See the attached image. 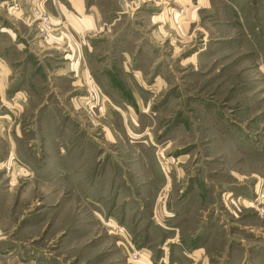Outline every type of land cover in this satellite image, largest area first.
Returning a JSON list of instances; mask_svg holds the SVG:
<instances>
[{
    "label": "rangeland",
    "instance_id": "1",
    "mask_svg": "<svg viewBox=\"0 0 264 264\" xmlns=\"http://www.w3.org/2000/svg\"><path fill=\"white\" fill-rule=\"evenodd\" d=\"M85 1L0 0V264H264V0Z\"/></svg>",
    "mask_w": 264,
    "mask_h": 264
},
{
    "label": "crops",
    "instance_id": "2",
    "mask_svg": "<svg viewBox=\"0 0 264 264\" xmlns=\"http://www.w3.org/2000/svg\"><path fill=\"white\" fill-rule=\"evenodd\" d=\"M68 1H69V4H70L71 8H72L71 13L63 12L61 10V8H59V5H57V4L55 5L54 4L55 5V10L57 12V14L53 13V16H54L55 20L58 22L61 17L68 18L69 16H71V18H73L74 20H76V21L78 20L79 23L81 22L82 24H84L85 27L89 26L87 28H92L95 25V23H96V19L93 18L92 15L87 14L88 13V10H87L88 8H87L86 1L85 0H68ZM52 8H53V6H52ZM5 66H7V64H5V65L1 64L0 65V69L4 68ZM0 75H1L0 76V81H3L2 72L1 71H0ZM3 86H4V87H2L3 89L7 87V84H5V80L3 81ZM2 95H4V94H2Z\"/></svg>",
    "mask_w": 264,
    "mask_h": 264
},
{
    "label": "built area",
    "instance_id": "3",
    "mask_svg": "<svg viewBox=\"0 0 264 264\" xmlns=\"http://www.w3.org/2000/svg\"><path fill=\"white\" fill-rule=\"evenodd\" d=\"M37 13H38V18L41 19V23H40V25H41V29H42L43 31H45L46 34L48 35V32H49L50 30H52V28H53V25H52V23H51L50 17L47 16L45 13L40 12V10H38ZM137 256H139V252H138L137 254H134V255H133V258H134V259H137V258H138Z\"/></svg>",
    "mask_w": 264,
    "mask_h": 264
}]
</instances>
